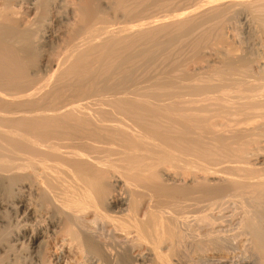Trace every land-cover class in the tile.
Returning <instances> with one entry per match:
<instances>
[{
  "label": "bare ground",
  "instance_id": "obj_1",
  "mask_svg": "<svg viewBox=\"0 0 264 264\" xmlns=\"http://www.w3.org/2000/svg\"><path fill=\"white\" fill-rule=\"evenodd\" d=\"M173 1L0 0V264H264V0Z\"/></svg>",
  "mask_w": 264,
  "mask_h": 264
},
{
  "label": "rangeland",
  "instance_id": "obj_2",
  "mask_svg": "<svg viewBox=\"0 0 264 264\" xmlns=\"http://www.w3.org/2000/svg\"><path fill=\"white\" fill-rule=\"evenodd\" d=\"M178 1H179V0H177V2H175V0L173 1V2H175V4L173 3V4L175 5V7H174V5H173L174 8H172V9H175V8H176L175 10L178 9V11H182V10H183L181 14H182V15H186L185 13H186L187 11H184L185 6H186L188 3H190V2H192V3L195 2L194 5H193V7H194L195 4H197L196 1H198V0H196V1H194V2H193V0H192V1H190V0H185V1H184V0H180V1H181V2H180L181 5H180V3H179ZM200 1H201V3H202V2L204 3L205 0H200ZM200 1H198V3H200ZM206 1H208V0H206ZM182 2H184L185 4H186V2H187V4L185 5V4L182 3ZM176 3H179V4L176 5ZM192 3H190V4H192ZM183 5H184V6H183ZM188 5H189V4H188ZM151 7H152V6H151ZM154 7H155V6H153V8H154ZM155 11H157L156 7H155V10L152 9V8H150V7H148L147 10H146L145 12H147V14H150L152 18H153V17L155 18L154 14L156 15V13H157V14L159 13V12H156V13H155ZM149 12H150V13H149ZM190 12H191V10H190ZM151 13H152V14H151ZM183 13H184V14H183ZM187 13H188V12H187ZM144 14H145V13H144ZM147 14H145L146 16L143 15L144 17L142 16L143 19H144V18H145V19L147 18L148 20H149V19H152V18H150V17H147ZM238 14H239V15H238ZM240 14H241V15H240ZM243 14H244L243 12H241V13H237V14H235V15L233 16V18L236 17V18H238V19L235 18V20H234V19L232 18L233 20H232V19L229 20V22L232 24V25H231V24L229 23V24H230V27L228 26L229 29H230V30H232V29L235 30L236 33L238 32L239 34H236V33H234V34L240 36V38H241V40H242V41H241L240 38H238V37L235 35L237 38H236V40H235V42H234V46H235V44H236V46L238 47V45H237L238 42H240V43L242 42L241 44L239 43V45H240V46H241L242 44H244V45H242V47H240V48L242 49V48L245 47V48H244V51H246V53H245V52H242V53L239 52V54H241V56H243V58L246 59L245 61H248V60H249V62H250V61L253 62V60H256L255 62H261V61L264 60V59L261 60V58H264V56H263V55H264V53H263L264 51H261V50H264V48H263V47H260V46H261L260 44H262L263 41H264V38H262L263 35H262V34L259 35L261 32H260L259 30L256 31V30H257V27L255 26V24H254L252 21H251V22H252V24H251L250 20H247V19L245 18V16H242ZM152 15H153V16H152ZM148 16H149V15H148ZM142 17H140V18L142 19ZM154 18H153V19H154ZM243 18L246 19V22H245V20H244ZM145 19H144V20H145ZM147 19H146V20H147ZM156 19H157V18H156ZM231 20H232V21H231ZM155 21H156V20H155ZM234 21H235V23H234ZM152 22H154V21H152ZM243 22H244V23H243ZM240 23H241V24H240ZM247 24H248V25H247ZM250 24H251V25H250ZM233 25H235V26H233ZM249 25H250V26H249ZM237 26H238L239 28H238ZM241 26H242V27H241ZM246 26H247V27H246ZM249 27H250L251 29H249ZM252 27L255 29V32H258L259 34H258V33H253V32H254V29L252 30ZM233 30H232V32H234ZM252 31H253V32H252ZM238 39H239V41H237ZM246 39H247V40H246ZM260 39H261V40H260ZM236 42H237V43H236ZM259 43H260V44H259ZM258 45H259V46H258ZM236 46H235V47H236ZM262 46H263V44H262ZM237 47H236V48H237ZM240 48L238 47L237 49H238L239 51H241ZM259 48H260V49H259ZM261 48H262V49H261ZM238 50H237V51H238ZM257 50H258V51H257ZM248 51H249V52H248ZM247 52H248V53H247ZM258 52H259V53H258ZM243 53H244V54H243ZM245 54H246V55H245ZM259 54H260V55H259ZM261 54H262V55H261ZM256 55H258V57H259L260 60H257L258 57H257ZM247 56L249 57L248 59H247ZM260 56H261V58H260ZM262 56H263V57H262ZM250 57H251V58H250ZM256 58H257V59H256ZM252 59H253V60H252ZM252 62H251V63H252ZM243 193L245 194V196H243V195H244ZM243 193L240 194V197H241V198L243 197V200H245V198H246L248 195H249V197L251 196L250 193H249L247 196H246L247 192H243ZM241 195H242V196H241ZM240 197H237V198H238L237 200H240V199H241ZM244 197H245V198H244ZM247 199H249V198H246V200H247ZM10 200H11V199H10ZM10 200H5V203H4V204L1 206V208H0V219H1L0 221L2 222L3 219H4V220H5V219H7V220L9 219V220H8L9 224H8V222H7V225L13 226V225L15 224L14 227L9 228L8 230L6 229L8 232H12L11 234L14 233L13 235H15V234H16V233H15V232H16V231H15V228L18 227L16 230H19V223H21L20 220L23 219V220H25L26 222H29L31 217H29V216L26 217V216H25V217H26L25 219H24V218L19 219L20 214H19L18 212H20V211H18V208H17V207H16L17 209L15 208L16 201H15V203H14L13 200H15V199L13 198L12 201H11V202H13V203H11ZM243 200L241 199V201H243ZM8 201L10 202V204H13V205H10V204H9V208H10V209L12 208L11 210L14 209V211H11L10 209H8V204H7V203H9ZM6 204H7V205H6ZM5 205H6L5 209H2V208H4ZM237 205H238V207L240 206L239 204H237ZM236 207H237V206H236ZM6 208L8 209V212L6 211V210H7ZM1 209H2V210H1ZM239 209L241 210L242 207L238 208L237 210L239 211L240 215L243 214L244 217H246L245 215H246V212H247V211L245 212V210L242 209V211H243V213H242V211L240 212ZM4 210H5L6 212H5ZM15 210L17 211V213H15ZM1 211H3L5 214H3V212H1ZM10 211H11V212H10ZM12 212H14V213L17 214V215L15 216V214L13 213V214H14L13 216H15V217H13V216L11 215ZM244 213H245V214H244ZM6 214H9V215H6ZM240 215H239V216H240ZM243 215H242V216H243ZM12 217H13L14 219H13ZM11 218H12V219H11ZM15 219H17L18 221L15 220ZM7 220H5V221H7ZM10 220H11V221H10ZM23 220H22V221H23ZM28 220H29V221H28ZM5 221H3V223L0 222V225L2 226L3 224H5V223H4ZM13 221H14V222H13ZM16 221H17L18 223H17ZM31 221H32V219H31ZM15 222H16L17 224H16ZM10 223H12V224H10ZM7 225H5V226H7ZM248 225H249L248 222H245V221L243 222V224H242V226H241L242 234L240 233L241 237L238 235L240 238L237 237L238 239L236 238L237 241H235V243H234V246L236 245L235 248H234L235 252L238 253V254H241V255H243V254H242L243 251L247 249L248 244H249V243H248L249 241L247 242L248 239H247L246 241H245V239H244V238H246V236H247V234H248V233H245V232H248L249 229H250V227H251V225H249L250 227H249ZM5 226H4V227H5ZM16 226H17V227H16ZM8 227H9V226H7V227H5V228H8ZM12 228L14 229L13 231H11ZM243 229H245L244 232H243ZM246 229H247V230H246ZM9 234H10V233H9ZM11 234H10V236H11ZM244 234H245L246 236H245ZM11 237H12V236H11ZM11 239H13V237H12ZM61 240H62V241H61ZM59 241H60V243H61V242H62V243L64 242V244L66 243V242H65V241H66L65 239H64V240H63V239H60ZM59 241H58V243H59ZM239 241H240V242H239ZM244 241H245L246 243H245ZM11 242H13V240H12ZM236 242H237V243H236ZM242 242H243V243H242ZM240 243H242V244H240ZM246 244H247V245H246ZM243 245H244V246H243ZM245 246H246V247H245ZM245 248H246V249H245ZM68 250H69V249H68V245H66V246H65V249H64V255H63L62 260L60 261V264H65V262H67L69 259H71V258H69V255L72 254V251H71V250L68 251ZM18 251L20 252V250L17 249V252H16L17 255H18V253H19ZM240 251H241V253H240ZM24 252H25V250H24V249H21V252H20V254H19L20 257H21V255H24ZM72 255H73V254H72ZM67 256H68V257H67ZM73 256H74V255H73ZM20 257H19V258H20ZM21 258H22V257H21ZM63 261H64V262H63Z\"/></svg>",
  "mask_w": 264,
  "mask_h": 264
}]
</instances>
